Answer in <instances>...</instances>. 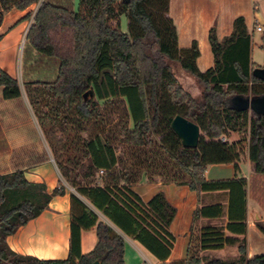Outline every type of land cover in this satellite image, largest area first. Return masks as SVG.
<instances>
[{
    "label": "trees",
    "instance_id": "1",
    "mask_svg": "<svg viewBox=\"0 0 264 264\" xmlns=\"http://www.w3.org/2000/svg\"><path fill=\"white\" fill-rule=\"evenodd\" d=\"M39 1L0 0V24L12 8ZM71 5V0H41L24 43L34 64L22 72L31 111L62 177L75 191L69 197L68 255L39 259L6 244L7 235L37 217L52 196L64 193L62 184L47 192L16 168L0 174V264H125L124 239L114 227L142 244L158 264H264V253L248 257L245 239L224 236L216 228L198 229L204 207L193 212L185 258L167 260L175 207L162 192L144 202L130 189L144 177L148 183L186 185L196 192L228 190L229 216L240 221L227 228L246 232V179L204 178L209 164L233 163L237 169L241 141H247L254 172L264 173V114L255 108L234 110L230 104L233 96L264 95V80L251 74L244 17L233 20L231 33L221 41L209 30L214 65L200 71L196 41L178 45L167 15L169 0H78L76 10ZM122 15L129 21L125 32ZM170 62L195 79L198 95L179 83ZM0 87L5 100L21 96L18 80L3 70ZM88 90L92 95L84 98ZM176 115L195 122L207 139L199 135L195 148L184 147L170 126ZM229 132L243 137L222 141ZM213 207L221 213L220 205ZM90 229L97 241L82 254L80 234ZM224 245H237L238 256L200 255Z\"/></svg>",
    "mask_w": 264,
    "mask_h": 264
},
{
    "label": "crops",
    "instance_id": "2",
    "mask_svg": "<svg viewBox=\"0 0 264 264\" xmlns=\"http://www.w3.org/2000/svg\"><path fill=\"white\" fill-rule=\"evenodd\" d=\"M181 1L169 0L167 13L176 27L178 42L183 37L189 44L196 41L199 48L197 31L199 33L200 30L208 42V32L212 28L215 30L217 39L221 41L231 33L233 20L243 16L247 33L250 35L251 69L264 67V56L262 64H257L253 55L254 48L264 51L262 47L264 44V0H193L190 5L197 9L196 13L189 10L185 13L184 2ZM37 8L38 3H32L22 10L12 8L4 14L0 24V70L17 80L15 48L22 36L26 35ZM256 27H260V30ZM255 31L263 33L259 35L258 42L253 39ZM213 65L214 58L208 68ZM29 108L26 95L24 98L21 93L18 99L5 100L1 97L0 87V174L18 168L23 171L27 181L44 184L47 192H51L53 188L62 184L64 193L52 196L48 206L37 217L19 226L14 233L6 236L5 241L17 254L31 255L39 259H65L69 248V197L74 190L62 177L48 149L43 145L38 146L39 133L33 124ZM263 176L254 172L253 164L247 154L237 163V169L233 163H218L207 165L204 171L206 180L239 177L246 179L245 233L232 232L227 228L228 223H234L232 225L235 227L240 221L239 218L229 216L228 190L196 192L186 185L148 183L144 177L131 185L130 189L144 202L154 194L162 192L166 200L175 207L176 213L169 226V231L174 236V243L167 260L185 258L193 212L202 207L206 208V213L198 218L197 228H216L224 236L245 239L247 255L252 257L264 253L260 252L261 247H264L260 244L264 241V191H253L250 184L253 178H263ZM215 205L221 206L220 214H217V209L214 207L210 208ZM238 214L239 211H237ZM99 217L106 220L101 214ZM114 228L124 239L125 264L130 263V255L127 252L131 249L142 258L143 264H158V260L142 244L125 235L118 228ZM96 241L95 229L82 230L81 253L91 251ZM200 255L204 258H234L238 256V247L224 245L219 248H208L201 250Z\"/></svg>",
    "mask_w": 264,
    "mask_h": 264
},
{
    "label": "rangeland",
    "instance_id": "3",
    "mask_svg": "<svg viewBox=\"0 0 264 264\" xmlns=\"http://www.w3.org/2000/svg\"><path fill=\"white\" fill-rule=\"evenodd\" d=\"M182 1L184 2L183 11H185V13H187L186 11H188V10L192 13H196L197 9L195 7H193V5H190L191 4L190 2L191 1L193 2V0H182ZM71 3H73V7H72V5H71V7L76 10L77 5H78V0H71ZM187 6H188V8H187ZM128 22L129 21L125 15H122L120 17L121 31H123V32L127 31ZM196 34H198L197 38L200 41V46L198 48L199 49V57H198V60L196 63H197L198 69L200 71H203V70H206L212 64L213 55H212V51H211V48L209 46V43L207 42V38L200 33V30H199V33L197 31ZM260 34H263V33H259L257 31L254 32L253 39L255 42H258V40H259L258 38H259ZM22 39L25 40V35L22 36ZM24 43H25V41H24ZM178 45H179V47L182 46L184 48L190 46V44L188 42H186L183 37L178 42ZM26 48H27V45L24 46V44L21 42H19L18 46H16V48H15L16 75H17L18 82L20 85L21 93L23 94L24 98H25V93H24L23 82H25V81H23L22 72L27 73L26 71H28V67L30 65L34 64L33 59L28 60V57L26 56V52H25ZM253 55H254V61L257 64L258 63L262 64V58L264 56V51L260 50L258 48H254V54ZM170 65H171L172 72H173L174 76L177 78V80L179 81V83L184 88L190 90L193 93V96L198 95L201 90H200L199 86L196 84L195 79L192 76H190L188 73H186L184 70H182L178 63L170 62ZM29 109L31 111V108H29ZM31 114H32V118H33V124H35V126L38 130V133H39L38 134L39 138L37 137L38 146L39 147L41 145L45 146L48 149L50 156H52V158H53L49 144L46 141L45 136L43 135L41 128H40L38 122L36 121L32 111H31ZM247 114H248V117L252 116L251 111H248ZM200 135H203L205 137V139H207V137L205 136V133L201 130H200ZM242 137H243V133L229 132L228 135H225L224 137H222L221 140L227 141L228 143H232V142H237V141L241 140ZM239 144H240L239 147L243 149V152H241L242 158L246 154L248 156L247 141H241ZM262 174L264 175V173H262ZM250 188L253 191L254 190L255 191H264V176H263V178H258V177L253 178L251 180ZM260 244H262V246H264V241ZM261 250L262 251H260V252H264V247H261ZM127 253H129V255H130V259H129L130 263L129 264H143L144 263L142 258L136 254V251L133 252V250L131 249V250H128Z\"/></svg>",
    "mask_w": 264,
    "mask_h": 264
},
{
    "label": "water",
    "instance_id": "4",
    "mask_svg": "<svg viewBox=\"0 0 264 264\" xmlns=\"http://www.w3.org/2000/svg\"><path fill=\"white\" fill-rule=\"evenodd\" d=\"M128 2L129 0H125ZM251 74L260 79L264 80V67H256L252 69ZM92 95V91L88 90L84 92L83 97L87 98L88 96ZM231 108L234 110H249L251 108H255L258 113L264 114V95L259 97H240V96H233L230 98ZM171 129L176 133L178 138L181 141V144L184 147L195 148L198 143L200 129L199 126L181 116L176 115L172 119L170 123ZM92 264H103L99 260H95Z\"/></svg>",
    "mask_w": 264,
    "mask_h": 264
},
{
    "label": "built area",
    "instance_id": "5",
    "mask_svg": "<svg viewBox=\"0 0 264 264\" xmlns=\"http://www.w3.org/2000/svg\"><path fill=\"white\" fill-rule=\"evenodd\" d=\"M40 2H41V0L38 2V6H39ZM256 29H257V30H260V27H256ZM24 41H25L24 39H21L20 42L24 44Z\"/></svg>",
    "mask_w": 264,
    "mask_h": 264
}]
</instances>
